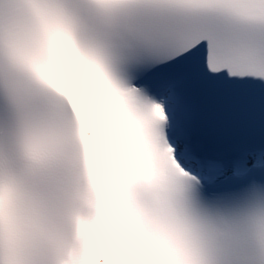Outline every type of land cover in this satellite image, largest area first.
Listing matches in <instances>:
<instances>
[{"label":"snow or ice","instance_id":"obj_1","mask_svg":"<svg viewBox=\"0 0 264 264\" xmlns=\"http://www.w3.org/2000/svg\"><path fill=\"white\" fill-rule=\"evenodd\" d=\"M102 238L264 264V0H0V264H108Z\"/></svg>","mask_w":264,"mask_h":264},{"label":"clouds","instance_id":"obj_2","mask_svg":"<svg viewBox=\"0 0 264 264\" xmlns=\"http://www.w3.org/2000/svg\"><path fill=\"white\" fill-rule=\"evenodd\" d=\"M66 85L69 92L73 95V99L77 103L78 107L81 109L82 114L86 118L97 119L98 114L95 108V105L92 101H90L85 95H83L79 86L72 80L71 76H66ZM100 142L102 144L107 143L106 137L103 132L100 134ZM98 247L103 249L109 256L108 264H120V261L116 258L114 252L112 251L111 240L108 238H102L98 242Z\"/></svg>","mask_w":264,"mask_h":264}]
</instances>
